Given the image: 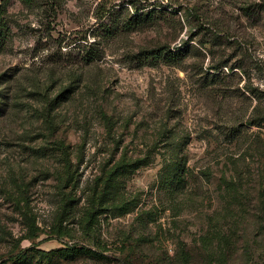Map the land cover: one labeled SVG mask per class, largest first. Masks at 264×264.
<instances>
[{
  "label": "rangeland",
  "instance_id": "rangeland-1",
  "mask_svg": "<svg viewBox=\"0 0 264 264\" xmlns=\"http://www.w3.org/2000/svg\"><path fill=\"white\" fill-rule=\"evenodd\" d=\"M0 264H264V0H0Z\"/></svg>",
  "mask_w": 264,
  "mask_h": 264
},
{
  "label": "trees",
  "instance_id": "trees-1",
  "mask_svg": "<svg viewBox=\"0 0 264 264\" xmlns=\"http://www.w3.org/2000/svg\"><path fill=\"white\" fill-rule=\"evenodd\" d=\"M24 1H29V0H24Z\"/></svg>",
  "mask_w": 264,
  "mask_h": 264
}]
</instances>
